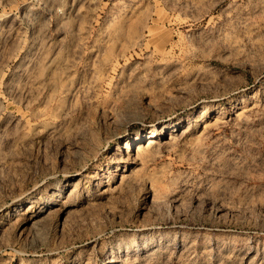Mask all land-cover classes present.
Wrapping results in <instances>:
<instances>
[{
    "label": "rangeland",
    "instance_id": "obj_1",
    "mask_svg": "<svg viewBox=\"0 0 264 264\" xmlns=\"http://www.w3.org/2000/svg\"><path fill=\"white\" fill-rule=\"evenodd\" d=\"M0 264H264V0H0Z\"/></svg>",
    "mask_w": 264,
    "mask_h": 264
},
{
    "label": "bare ground",
    "instance_id": "obj_2",
    "mask_svg": "<svg viewBox=\"0 0 264 264\" xmlns=\"http://www.w3.org/2000/svg\"><path fill=\"white\" fill-rule=\"evenodd\" d=\"M153 135H155L154 133H153ZM149 139V138H148ZM153 140L152 139H149V141H148V143H151Z\"/></svg>",
    "mask_w": 264,
    "mask_h": 264
}]
</instances>
